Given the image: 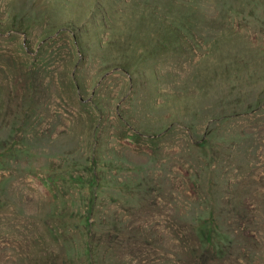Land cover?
Here are the masks:
<instances>
[{
	"label": "rangeland",
	"instance_id": "rangeland-1",
	"mask_svg": "<svg viewBox=\"0 0 264 264\" xmlns=\"http://www.w3.org/2000/svg\"><path fill=\"white\" fill-rule=\"evenodd\" d=\"M0 264H264V0H0Z\"/></svg>",
	"mask_w": 264,
	"mask_h": 264
}]
</instances>
